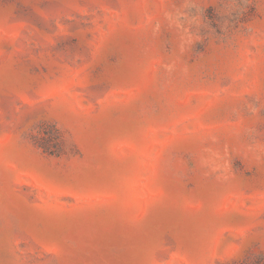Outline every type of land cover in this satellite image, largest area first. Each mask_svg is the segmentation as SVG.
I'll return each mask as SVG.
<instances>
[{"label":"rangeland","instance_id":"obj_1","mask_svg":"<svg viewBox=\"0 0 264 264\" xmlns=\"http://www.w3.org/2000/svg\"><path fill=\"white\" fill-rule=\"evenodd\" d=\"M0 264H264V0H0Z\"/></svg>","mask_w":264,"mask_h":264}]
</instances>
